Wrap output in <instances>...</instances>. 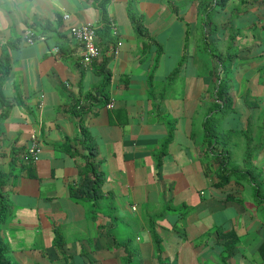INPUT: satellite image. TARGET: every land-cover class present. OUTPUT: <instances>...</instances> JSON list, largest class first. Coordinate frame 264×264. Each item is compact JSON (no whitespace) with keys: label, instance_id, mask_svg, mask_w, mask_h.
<instances>
[{"label":"crops","instance_id":"1","mask_svg":"<svg viewBox=\"0 0 264 264\" xmlns=\"http://www.w3.org/2000/svg\"><path fill=\"white\" fill-rule=\"evenodd\" d=\"M213 2L111 0L122 45L108 60L102 104L103 59L83 66L69 35L84 23L103 29L100 9L91 0H0V44L20 39L3 81L14 106L0 148L12 203L0 264H124L127 242L135 264H158L152 223L167 264H264V0H227L204 24ZM215 44L230 50L226 73L208 59ZM223 73L233 110L221 131L236 132L227 147L237 172L220 186L221 156L204 139V121ZM168 122L174 136L159 162ZM32 132L42 150L30 164ZM88 146L104 180L94 216L70 193L85 179ZM23 164L36 175H16Z\"/></svg>","mask_w":264,"mask_h":264},{"label":"trees","instance_id":"2","mask_svg":"<svg viewBox=\"0 0 264 264\" xmlns=\"http://www.w3.org/2000/svg\"><path fill=\"white\" fill-rule=\"evenodd\" d=\"M91 2L100 9L102 20L104 22L103 29L97 30V38L98 44L101 48L108 39H112V43H116L115 37L112 35V23L111 19L108 16L107 6L111 2V0H91ZM227 0H215L212 4L208 5L205 9L204 24H212V13L215 7L225 5ZM47 31V29H45ZM20 39L15 38L12 41H9L4 44H0L1 48V55H0V148L2 147V136L4 133L3 123L4 120L8 117L11 109L13 108L14 104L11 101H8L4 91H3V81L6 76L11 71V63H10V50L16 49L18 47ZM115 41V42H114ZM103 56L102 62H100L95 69L97 73L102 76V80L100 84L96 88V93L100 97L102 104L108 102V88L110 85L111 80V73L107 68L108 60L111 56H106V52ZM106 45L104 46V50ZM210 51V50H209ZM211 54H215L211 52ZM221 61V59L219 58ZM95 63V62H94ZM93 63V64H94ZM178 74V70L174 71L173 75ZM225 79H220V81L215 85L216 93L214 102L211 105L209 110V115H207L206 120L204 121V136L205 141L208 143L210 149H214L217 144H221L223 151L219 156L220 159V174H221V182L219 183L220 186H224L228 184L231 180V175L236 170H233L229 167L231 162V154L230 149L227 147L228 141L231 139L233 135L236 134L234 131H225L224 133L219 131L218 123L229 113L233 110V101L229 94L230 85L228 83L227 76L224 77ZM168 135L163 141L159 151L158 157L159 162L161 161L163 155L168 150V145L173 139L174 136V125L168 122ZM81 130L83 131L84 135H86V130L84 123L81 122ZM246 136L249 137L250 133H246ZM247 137V138H248ZM228 140V141H227ZM64 148H68V146H60V149L63 150ZM94 147L88 146V156L86 158V163L84 165V173L85 179L79 185H72L70 188L71 197L76 201L82 200L84 202L90 203L92 208V215L94 216L96 213L95 205L98 204L100 197H101V186L104 182L103 174L100 170L99 163L94 161L92 158L94 156ZM29 158V157H28ZM16 158L13 159V165H16ZM30 162L33 161L30 159ZM30 164H23L20 166L18 171L14 172L16 175L22 174L24 172L27 173L28 176H35L36 174L33 173V166ZM14 165V166H15ZM15 169L16 167H12ZM4 182L2 181V175L0 174V232H1V224L4 223L7 218L10 216L12 212V203L9 201L8 195L4 192ZM152 223V222H151ZM149 230L153 239V243L155 246V255L158 260V264H167V261L163 257L162 252V241L159 235L156 232L154 224L149 225ZM126 249L128 251V255L123 259L124 264H135L134 259V252L131 243H125ZM5 254V243L3 242L1 235H0V258L2 259Z\"/></svg>","mask_w":264,"mask_h":264},{"label":"built area","instance_id":"3","mask_svg":"<svg viewBox=\"0 0 264 264\" xmlns=\"http://www.w3.org/2000/svg\"><path fill=\"white\" fill-rule=\"evenodd\" d=\"M112 31L114 35H117V28L115 23L111 20ZM69 35L76 42L82 46L81 62L85 67L91 66L94 62L101 60L105 54L102 48L98 44L97 27L92 23H84L79 26H73L70 29ZM33 35L29 36L28 41L33 42ZM122 42L118 40L115 44L111 43L109 50L106 52L109 56H116ZM55 52L59 53V48H55ZM111 106V105H110ZM40 137L37 133L32 132L31 144L27 150L28 157L36 162L40 156L42 150Z\"/></svg>","mask_w":264,"mask_h":264},{"label":"rangeland","instance_id":"4","mask_svg":"<svg viewBox=\"0 0 264 264\" xmlns=\"http://www.w3.org/2000/svg\"><path fill=\"white\" fill-rule=\"evenodd\" d=\"M215 25V24H214ZM218 27V26H217ZM216 29V28H215ZM220 44H223V42H220ZM220 44H215V45H211V46H209V48L210 49H212L213 50V52L215 53L214 54V56L213 55H211L210 54V58H208L209 59V61L210 62H212V64L213 65H215V68L217 67V63L219 62L220 64H222L223 66H224V72L226 73L227 72V70H228V68H230L231 67V62H232V57H229V55H228V53L230 52V50H229V48L227 49V50H225V52L224 51H222V53H220L221 52V46H219ZM205 48V47H204ZM219 58L221 59V62H220V60H219ZM216 61H217V63H216ZM222 65H220V69L222 68ZM219 69V68H218ZM218 72H219V70H218ZM225 73H223V75H222V77H221V79H225L224 77H226V74ZM229 120H230V118L228 119V121L227 122H229ZM226 122V123H227ZM218 125H219V130H220V132H222L221 131V128L223 127V119L218 123ZM225 132V131H224ZM214 152H216V154L218 153V155L217 156H219V150L217 149V147H214ZM237 159L235 158V160H234V163H236L237 164Z\"/></svg>","mask_w":264,"mask_h":264}]
</instances>
